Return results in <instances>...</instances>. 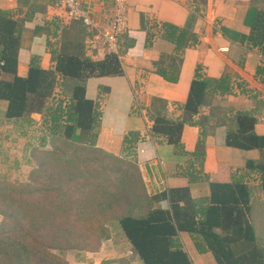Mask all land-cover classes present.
Here are the masks:
<instances>
[{"label":"trees","instance_id":"trees-1","mask_svg":"<svg viewBox=\"0 0 264 264\" xmlns=\"http://www.w3.org/2000/svg\"><path fill=\"white\" fill-rule=\"evenodd\" d=\"M253 4L257 10L249 43L264 51V1ZM77 21L62 30L60 48L54 51L55 72L75 79L76 84L69 100L57 99L44 109L42 128L50 148L45 149L43 143L30 149L29 161H37V156L40 160L28 172V184L0 182V264H68L53 251L75 248L80 235L97 251L111 236L113 223L143 264H193L186 251L171 247V238L183 232L192 237L200 252L211 251L218 264H264V244H259L250 221L251 188L242 177L233 175L228 183L211 182L210 195L200 199H192L186 187L169 190V209H153L136 163L125 155L115 157L96 147L100 111L85 97L84 81L95 75L120 74L122 70L117 55L101 61L84 56V26ZM162 35L179 52L197 41L195 34L170 23H164ZM19 38L18 23L8 11L0 10V76L13 75L10 80L0 79V99L6 102L7 120L23 118L30 104L40 108L54 85L53 72L41 69L35 56L30 59L26 76L16 74ZM157 73L171 82L177 79L176 71L159 67ZM256 74L264 79V63ZM195 76L183 107L187 115L172 121L158 114L152 126V135L164 137L179 152L184 151L181 129L185 123H193L191 117L206 103V96L230 92L226 77L200 78L197 71ZM236 120L237 129L227 133L226 144L262 152L259 161H246L245 169L259 174L264 194V136L254 133L255 119L250 113L238 112ZM74 128L79 129L77 141L71 140ZM133 142L125 136L128 151ZM194 155L203 156L201 140ZM49 159L58 163L56 170L51 171ZM84 159L98 162L100 170L89 169L90 176L83 175L79 168ZM104 163L121 173L114 178L116 189L113 182L105 184L110 182L105 178L98 177L101 181H97V177H91L96 172L104 175ZM259 206L264 208V201Z\"/></svg>","mask_w":264,"mask_h":264},{"label":"crops","instance_id":"crops-1","mask_svg":"<svg viewBox=\"0 0 264 264\" xmlns=\"http://www.w3.org/2000/svg\"><path fill=\"white\" fill-rule=\"evenodd\" d=\"M253 1L264 0H127V30L120 37L117 56L122 72L90 76L84 81L85 97L100 111L96 147L115 157L125 155L136 163L153 209H169V190L186 187L192 199L205 198L210 195L211 182L228 183L233 175L242 177L251 188V201L256 194L259 203L264 201L259 174L245 169L246 161H259L262 152L226 144L227 133L237 129L238 112L250 113L255 119L254 133L264 136V79L256 74L264 63V51L249 43L257 10ZM81 2L100 28L109 23V0ZM0 10L8 11L20 28L16 74L26 76L33 56L41 69L54 74V85L44 104L40 108L30 104L23 118L7 120L6 102L0 99V129L16 125L26 134L27 127L42 128L46 106L72 97L76 80L55 72L54 51L60 48L62 30L75 20L66 17L57 0H0ZM164 23L192 32L197 41L181 52L175 50L162 35ZM81 43L84 56L93 61L111 55L97 30L83 27ZM1 53L0 45V64ZM159 67L176 71V81L160 76ZM196 71L200 78L226 77L230 92L206 96V103L191 117L193 123H185L181 129L184 151L179 152L164 137L152 135V126L158 114L172 121L187 115L183 107ZM12 76L2 73L0 79L10 80ZM78 134L79 129L74 128L71 140L77 141ZM125 136L134 139L130 151L125 147ZM44 137L48 138L44 134L40 144L46 141ZM199 140L202 158L194 155ZM115 228L117 231L111 230V236L97 251L86 253L87 264H143L121 229ZM116 233L123 240L122 248L114 246ZM171 247L186 251L193 264H218L211 251L196 248L188 233L173 236Z\"/></svg>","mask_w":264,"mask_h":264},{"label":"rangeland","instance_id":"rangeland-1","mask_svg":"<svg viewBox=\"0 0 264 264\" xmlns=\"http://www.w3.org/2000/svg\"><path fill=\"white\" fill-rule=\"evenodd\" d=\"M24 125L23 127H25ZM3 128V129H2ZM0 129V182L8 183V184H28L27 180L28 172L32 167L34 169L37 167L40 157L37 156V161L32 160L29 161V151L32 147H37L40 145V140L45 134L43 128H36L32 126L31 128L27 127L26 134L23 133L24 130L18 131L16 125H5ZM44 141V148L49 149V139L46 138ZM43 149V148H42ZM41 151V150H40ZM54 160L49 159V164L51 167V171L56 170L58 163L53 162ZM84 163L81 164L80 168L83 175L90 176L89 169L100 170L98 162L91 163L90 161L84 159L82 160ZM106 165L105 172L103 176H98L97 172L91 175L92 178L102 177L110 181L111 185L113 182L114 185L117 181L114 179L115 177H119L121 175L116 169L111 168L108 164ZM111 165V164H110ZM108 166V167H107ZM48 167V166H47ZM46 167V168H47ZM44 168V169H46ZM104 170V169H102ZM100 172V171H99ZM83 181V180H81ZM97 181H101L98 179ZM255 197L252 200V211L250 214V221L255 226L257 231V236L259 237L258 242L260 245L264 244V208L259 206V202L257 201L258 194L254 195ZM115 223L111 224V230L116 232L117 228ZM114 229V230H113ZM115 244L119 248L123 247V240L119 237V234L115 235ZM105 242V241H104ZM75 248H67L65 250H54L53 252L58 254L61 258H63L68 264H87V259L85 258L87 252H93L92 244L90 241H86L82 235L78 238V241L75 242ZM103 243V242H102Z\"/></svg>","mask_w":264,"mask_h":264},{"label":"built area","instance_id":"built-area-1","mask_svg":"<svg viewBox=\"0 0 264 264\" xmlns=\"http://www.w3.org/2000/svg\"><path fill=\"white\" fill-rule=\"evenodd\" d=\"M112 15L109 23L100 28L94 20L91 11L82 5L81 0H57V5L63 9L70 20H78L87 31L97 30L109 54L119 56L120 37L126 32L127 0H109Z\"/></svg>","mask_w":264,"mask_h":264}]
</instances>
